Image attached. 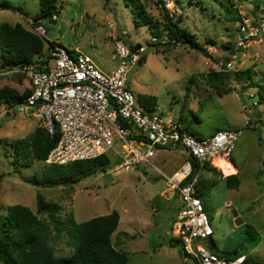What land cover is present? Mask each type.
Wrapping results in <instances>:
<instances>
[{
	"label": "rangeland",
	"instance_id": "obj_1",
	"mask_svg": "<svg viewBox=\"0 0 264 264\" xmlns=\"http://www.w3.org/2000/svg\"><path fill=\"white\" fill-rule=\"evenodd\" d=\"M3 2L9 8L0 6V24L20 23L30 31L37 26L30 22L43 26L48 40L43 38L42 57L49 52L47 42H53L69 52L90 56L98 69L109 74L118 65L114 42L122 39L127 46L139 44L145 48V61L135 63L127 74V87L136 98L155 96L154 112L165 120L182 118V124L200 137L216 130L240 131L232 151L240 171L239 186L229 189L223 180L235 174V168L219 170L207 163L199 173L204 186L202 201L213 230L215 254L225 258L241 249L254 264H264V36L237 47L241 26L264 13V0H137L155 23L138 27L123 0H58L56 20L38 18L37 0H0ZM165 13L172 21L179 17V26L204 51L189 45H162L169 20ZM156 30L162 34L158 39L152 35ZM227 62L234 66L230 80L215 90L205 76ZM236 71L250 79L234 81ZM2 88L21 96L26 89L22 71L0 67ZM255 102L257 106H253ZM31 111L19 112L0 104V215L6 214L8 206L26 207L50 230L47 244L54 256L67 257L73 252L69 235L53 229L47 214L36 213L37 194L58 207L56 215L67 226L70 220L81 223L116 211L120 220L111 241L127 255V264H194L191 259L183 261L179 243H170L177 191L160 174L172 176L178 171L186 159L184 150L159 148L151 159L155 168L142 163L130 171L119 168L121 159L111 152L103 173L65 186L35 187L33 183L49 165L34 161L19 166L9 145L41 127ZM232 211L242 224L235 223Z\"/></svg>",
	"mask_w": 264,
	"mask_h": 264
},
{
	"label": "built area",
	"instance_id": "obj_2",
	"mask_svg": "<svg viewBox=\"0 0 264 264\" xmlns=\"http://www.w3.org/2000/svg\"><path fill=\"white\" fill-rule=\"evenodd\" d=\"M51 18L56 20V15ZM30 24H38L31 31L47 39L41 24ZM261 36H264V13L251 24L244 22L237 47H244L247 41ZM114 49L118 65L109 74L98 69L90 56L78 52L71 54L58 44L50 49L49 58H41L43 63L38 61L19 68L33 89L16 110H32V116L48 133L53 134L56 128L60 134L45 164L64 166L109 156L112 152L121 159L119 168L124 171L142 163L155 168L151 159L156 150L168 146L184 150L199 166L208 163L216 167L215 161L228 159L240 131L217 130L208 137L198 138L184 131L180 123L165 120L156 112H146L127 87L129 69L141 60L145 48L131 49L118 39L114 42ZM233 67L232 62H227L217 65L216 71H230ZM125 123L128 128L122 125ZM135 145L142 148L137 149ZM160 174L166 184L177 191L172 237L181 246L183 261L246 264L245 255L220 258L211 250L213 230L203 202L196 194L200 174H193L191 163L184 162L172 176Z\"/></svg>",
	"mask_w": 264,
	"mask_h": 264
},
{
	"label": "trees",
	"instance_id": "obj_3",
	"mask_svg": "<svg viewBox=\"0 0 264 264\" xmlns=\"http://www.w3.org/2000/svg\"><path fill=\"white\" fill-rule=\"evenodd\" d=\"M107 1V0H106ZM178 1V0H176ZM39 8L38 18L50 20L57 13L58 0H37ZM162 3V1H161ZM123 4L132 13L133 23L136 27L153 24V20L144 14L142 6L137 0H123ZM2 9H8L9 4H0ZM166 17H168V14ZM37 18V17H36ZM180 18L172 21L170 18L166 24V38L162 45L167 48L175 45H189L193 48L204 51L194 40V36L179 26ZM155 24V23H154ZM38 25V24H34ZM153 27L154 26H150ZM155 38H159V30L152 33ZM45 40L36 33L25 29L20 23L11 26L8 23L0 24V67L6 69L22 68L25 65L40 61L43 63L41 53ZM50 49L53 42H47ZM139 44H131L130 48H138ZM49 52L46 58H49ZM74 54L75 51L70 52ZM45 58V57H44ZM141 62L145 61L144 55ZM230 71H211L206 74L205 79L215 90L219 86H226L231 77ZM234 81L241 82L249 80L250 76L242 72H234ZM26 89L19 96L17 93L7 88L0 89V104H8L12 108L21 104L22 101L32 92V84L25 77ZM227 89V88H226ZM137 101L144 107L146 112H154L157 99L153 95H141ZM194 119H196L194 117ZM179 122L184 131L195 137L199 135L191 132L189 127ZM183 121V120H182ZM124 127L129 126L125 123ZM217 131V130H216ZM59 131L55 128L53 134L48 133L44 127H38L25 139L12 141L9 145L13 151V158L19 166H30L34 161L44 162L50 150L59 140ZM189 161L193 174L200 173L207 165L199 166L197 161L190 154L186 153L184 162ZM109 156L102 155L95 159L76 161L64 166L49 165L46 171H41L38 180L33 184L35 187H57L78 183L80 180L103 173L109 166ZM1 179V178H0ZM225 185L229 189L239 186V179L236 175L227 176L224 179ZM187 181V180H186ZM203 184L200 179L196 185V194L202 200ZM203 202V201H202ZM58 207L44 201L40 194L36 195V213L47 214L49 222L57 232L64 231L69 235L73 252L67 257H55L53 250L47 244L50 230L43 222L29 209L20 205L8 206L5 215H0V262L3 264H127V255L117 250L111 241V236L117 230L120 216L118 212L103 216L94 217L88 221L75 223L70 220L68 226L56 215ZM247 234L254 239L253 232L247 229ZM178 240L171 239L170 243ZM212 243V242H211ZM213 253L215 254V247ZM237 252L236 256L233 253ZM230 253L225 258H235L245 255L246 264L253 263L250 256H247L241 249Z\"/></svg>",
	"mask_w": 264,
	"mask_h": 264
},
{
	"label": "crops",
	"instance_id": "obj_4",
	"mask_svg": "<svg viewBox=\"0 0 264 264\" xmlns=\"http://www.w3.org/2000/svg\"><path fill=\"white\" fill-rule=\"evenodd\" d=\"M179 120H180V117L175 121V120H173V121H175V122H179ZM214 133V132H213ZM212 133V134H213ZM230 157L232 158V161L230 160ZM227 162H229V165H231V167L232 168H235L236 169V173L234 174H228V172H226V174H228L227 176H231V175H236V176H238V178H240V171H239V169H238V167L236 166V165H234L235 163H233V162H235L234 161V158L232 157V153L230 154V156L228 157V159L226 160ZM235 167H234V166ZM213 166V165H212ZM237 167V168H236ZM232 171V170H231ZM227 176H224V177H227ZM240 180V179H239ZM234 189H236V188H234ZM229 203H227V205H228ZM211 242H212V240H211Z\"/></svg>",
	"mask_w": 264,
	"mask_h": 264
},
{
	"label": "bare ground",
	"instance_id": "obj_5",
	"mask_svg": "<svg viewBox=\"0 0 264 264\" xmlns=\"http://www.w3.org/2000/svg\"><path fill=\"white\" fill-rule=\"evenodd\" d=\"M214 165H215L219 170H221V169L225 170V166H227L228 168H230V170H233V168L231 167V165H229V163H228L226 160H224L223 158H221V159L215 161ZM224 174H226V172H225ZM179 177L181 178V176H178V178H179Z\"/></svg>",
	"mask_w": 264,
	"mask_h": 264
},
{
	"label": "water",
	"instance_id": "obj_6",
	"mask_svg": "<svg viewBox=\"0 0 264 264\" xmlns=\"http://www.w3.org/2000/svg\"><path fill=\"white\" fill-rule=\"evenodd\" d=\"M231 214H232V216L235 218V223H236L237 225L242 224V221L238 218L237 214H236L234 211H232ZM210 248H211V250L214 249L213 246H212L211 240H210ZM236 255H237V252H234V253H233V256H236Z\"/></svg>",
	"mask_w": 264,
	"mask_h": 264
}]
</instances>
